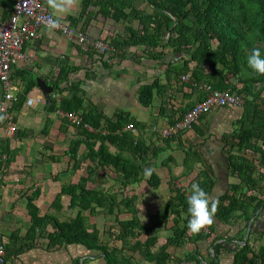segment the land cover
I'll list each match as a JSON object with an SVG mask.
<instances>
[{
  "label": "trees",
  "instance_id": "16d2710c",
  "mask_svg": "<svg viewBox=\"0 0 264 264\" xmlns=\"http://www.w3.org/2000/svg\"><path fill=\"white\" fill-rule=\"evenodd\" d=\"M134 1L97 2L104 16L112 10L114 19H138L141 25L139 31L126 27V38H114L110 42L111 47L117 50L120 45L143 46L151 50L150 56L156 60L164 56L163 48L187 56L182 66H172L166 74L170 79L171 73L182 76L190 72L187 84L202 91L194 105L205 99V86L243 98V116L237 132L222 137L227 147L229 176L235 177L238 182L228 184L226 192L210 200L214 186L209 174L210 167L203 162L198 152L192 148L185 149L183 174H189L196 162H199V172L187 187L175 185L178 176L171 175L168 200L157 210L156 219L149 225H142L134 206L135 196H118L120 190L122 192L127 186L141 183L145 174L149 176L146 182L151 188L156 190L160 185V178L153 171L151 163V158L157 152L146 146L140 137L125 129L132 124L135 130L141 132L147 124L136 121L123 111L105 117L102 112L84 103L81 82H70L67 88L75 90V95L72 98L62 97L58 101L51 98L47 111L61 110L66 114L61 119V132L76 130L63 155L68 157L66 171L82 170L83 173L77 181L61 184L50 204V212L43 217L38 216V208L33 204L40 193L38 188L35 189L27 199L29 230L34 233L37 226L43 229V226L50 224L53 230L46 235L49 249L71 243L81 244L88 250L102 254L107 264H138L127 252L137 253L145 264H183V261L189 264H221L223 252L231 254L229 264H264V228L252 226L259 222L258 217L253 223L254 214L264 210V0H146L152 9L150 12H139L131 6L129 12L125 13V5H132ZM13 2H6L8 6L3 10L4 20L8 18L7 10L12 8ZM89 3L83 1L81 13L86 12ZM70 24L74 26L75 22L71 21ZM155 48L161 51L155 52ZM84 53L91 57L93 48L87 47ZM191 62L194 67H191ZM205 68L210 69L207 75L204 73ZM76 70L73 67H61L55 80H49V83L54 90L62 91L64 88H61V82H68V74ZM33 86L34 81L27 82L16 95L12 107L22 105ZM161 88L157 78L149 84L141 85L138 89L140 103L149 106L153 91H160ZM171 112L165 113L164 108L159 112L169 118V125L185 113L176 119L174 111ZM70 116L76 117L77 121ZM52 123V119L47 116L43 134L48 133ZM172 137L163 138L164 147L170 144ZM259 141L262 142L260 147L257 146ZM108 145L114 146L116 152L111 153ZM248 149L259 152L261 160L255 163L244 157L242 153ZM4 153L12 157L14 151L0 147V157ZM49 159L58 162L61 157L50 155ZM105 169L115 173L118 191L112 192L111 185L106 189L98 186L88 188V183H94L97 173L105 172ZM52 170L51 177L56 181L60 172L54 165ZM256 172L259 176H256ZM63 196L68 197L67 209L74 211V216L60 221ZM123 212L130 213L131 217L121 220L118 214ZM84 213L89 216L115 214L114 223L107 227L106 233L109 240L120 243V247L101 243L99 230L88 222V216ZM201 222L206 224L205 228ZM217 223H243L244 227L236 236L226 240L218 233ZM159 226L171 234L166 238L159 237ZM247 227L249 232L245 237ZM214 234L206 251L197 249L198 244ZM140 235L146 237L144 241L139 239ZM2 242L6 252L5 263L9 245L4 235ZM189 246L195 248L189 252L184 251L186 254L183 261H175L173 251ZM208 256L210 260L206 261Z\"/></svg>",
  "mask_w": 264,
  "mask_h": 264
},
{
  "label": "crops",
  "instance_id": "0c3cea01",
  "mask_svg": "<svg viewBox=\"0 0 264 264\" xmlns=\"http://www.w3.org/2000/svg\"><path fill=\"white\" fill-rule=\"evenodd\" d=\"M41 1L55 17L69 21V23L74 21L75 24L72 26L82 31L87 38L89 37L92 41H104L108 46V51L103 54L93 48L92 56L88 57L84 53L87 46L81 47L59 32L42 27L36 30L34 37L28 36L24 40L22 48L24 58L12 67L11 78L18 88V93L29 81H34L35 86L28 91L22 105L19 107L11 105L7 113L3 114V122L0 125V147L2 149L7 147L14 151L12 157L7 153L0 157V229L9 245L7 249L9 254L4 264H107L102 254L88 250L81 244L71 243L49 249L46 235L53 230L50 224L43 226V229L37 226L34 233L29 230L30 214L27 199L31 197L35 189L38 188L40 193L33 200V204L38 208V216L43 217L50 212V204L59 192L61 184L77 181L83 173L82 170L66 171L68 157L63 153L68 147L70 137L76 134V130L70 129L67 133L60 131L61 119L66 114L61 110L47 111L51 98L57 101L62 97L72 98L75 90L67 87L70 82L80 81L84 103L93 106L105 117L109 118L123 111L136 121L147 124L141 132L135 128L129 131L140 137L151 150L157 152L151 158V163L153 171L160 178V185L156 190L151 188L146 182L149 176L145 174L141 183L127 186L125 192L119 193L118 196V198L135 196L134 206L144 226L156 219L157 210L168 200L170 195L168 182L171 175L178 176L175 185L187 187L199 172V162H196L189 174H183L185 171L184 148H192L198 152L203 162L209 165V174L214 181L210 200L226 192L228 184L238 182V179L229 176L227 147L222 142V137L232 135L233 131L237 132L243 116V104L238 107H219L212 110L194 123L191 129L174 135L170 144L164 147V137L160 130L167 127L170 122L167 116L159 114L161 108L165 109V113L174 111V118L177 119L194 105L202 93L197 88V90L194 89V86L187 84L190 72L182 76H175L171 73L170 79L167 77V69L172 66H182L188 57L173 53L168 48H163L164 56L160 60L153 59L150 56L151 50L143 46L120 45L115 50L110 46L114 38L125 39L126 27L139 31L141 25L138 19L131 21H124L119 17L114 19L111 15L112 12L114 13L112 10L104 16L97 4L102 0H87L90 3L84 13H81L84 0ZM6 2L9 0H0V24L4 21L3 10L8 6ZM131 6L139 12L152 10L146 0H135L132 5L127 3L123 11L128 13ZM154 51L158 52L161 49L155 48ZM61 67H73L77 70L68 74V82H61L60 86L64 88L62 91H56L51 86L53 90L47 102L37 87L36 80L41 79L51 85L49 80H55ZM191 67H194L192 62ZM209 70L205 68L204 73L207 75ZM156 78L162 88L160 91L156 89L153 91L149 106H143L138 99V89L141 85L149 84ZM28 98L32 99L30 105L26 102ZM2 99L3 87L0 84V101ZM47 116L52 119L53 123L48 133L43 134L42 129ZM104 121L103 119L102 123ZM10 124L16 127L12 133L8 132ZM261 145L262 142L259 141L257 146ZM108 148L111 153L116 152L114 146L108 145ZM80 151L82 152L83 148ZM50 155L60 156L61 159L58 162H51ZM242 155L255 163L261 160L260 153L254 150L243 151ZM167 162L168 166H166ZM52 165L60 172L56 181L51 177ZM256 176H259L258 172ZM116 178L113 171L107 169L105 172L99 171L94 183H88V188L96 187H90V183L105 189L109 187V184L115 188L114 185H118ZM113 188L112 192L116 191L117 188L115 190ZM62 204L60 221L74 216V211L67 209L68 197L63 196ZM99 215L103 214L97 216ZM118 215L121 220L131 217L128 212ZM107 216H112V223H114L115 214ZM258 217L259 222L254 223L255 218L258 219ZM252 221L254 228L263 229L264 210L255 213ZM90 223L94 224V219ZM222 225L228 224L217 223V231L222 228L219 227ZM243 227V223H236L231 236H236ZM248 228L245 237H247ZM157 229L158 236L161 238L163 236L166 238L171 234L162 226ZM227 232L222 233L225 235ZM145 238L144 236L141 241ZM113 243L109 244L115 246ZM133 254L129 255L133 256ZM136 262L145 264L144 260Z\"/></svg>",
  "mask_w": 264,
  "mask_h": 264
},
{
  "label": "built area",
  "instance_id": "2783aa9c",
  "mask_svg": "<svg viewBox=\"0 0 264 264\" xmlns=\"http://www.w3.org/2000/svg\"><path fill=\"white\" fill-rule=\"evenodd\" d=\"M8 13V18L0 24V84L3 87V99L0 101V125L3 122V114L7 113L18 94V88L11 78V69L13 65L24 58L22 48L25 38L34 37L37 29L41 27L52 29L79 45L94 48L98 53L104 54L108 51V46L105 43L98 40L88 42L84 33L75 29L69 21L55 17L41 0H14ZM205 91L207 95L203 101L192 106L172 125L160 130L164 138L191 129L202 115L216 108L238 107L243 104V98L237 94L217 91L210 86H205ZM26 102L30 105L32 99L28 98ZM70 117L77 121L76 117ZM125 129L134 130V127L129 124ZM15 130V125L10 124L8 132L12 133ZM201 224L203 228L206 227L205 223L201 222ZM2 236L3 233L0 229V264H4L5 256Z\"/></svg>",
  "mask_w": 264,
  "mask_h": 264
},
{
  "label": "rangeland",
  "instance_id": "374dc122",
  "mask_svg": "<svg viewBox=\"0 0 264 264\" xmlns=\"http://www.w3.org/2000/svg\"><path fill=\"white\" fill-rule=\"evenodd\" d=\"M90 41H92V39H90L89 37H88V42H90ZM184 149H186V148H184ZM63 177H66V176H63ZM104 178V177H103ZM99 180L100 181H102L101 180V177H99ZM89 186L90 187H94V186H98V185H96V184H94V185H92L91 183L89 184ZM108 186H110V184L108 185ZM112 186V185H111ZM114 187L115 188H117L116 189V191H118V185H114ZM112 188H113V186H112ZM115 188H113V190H115ZM123 192H125V189L124 190H122V192H121V190H120V193H123ZM70 213H68V215H69ZM84 215H86V216H88V222L90 223V221H92L93 219H94V225L98 228V230H99V240H100V242L101 243H111L112 241H110L109 240V237H108V235H107V233H106V229H107V227L109 226V225H111V224H113L112 223V221H113V217L112 216H107V215H99V216H97V215H95V217H93V216H89L87 213H84ZM122 219H123V217H122ZM234 223V222H233ZM91 224V223H90ZM235 226V224H228V225H222V226H219V227H222V228H220V229H218L219 231V233L220 234H222V236H224V238L226 239V240H229L230 238V236H231V232H232V230H234V227ZM224 231H228V235H223V233L222 232H224ZM162 234H164V232H162ZM213 237H215V234L214 235H212L211 237H209V238H207L206 239V241L205 242H202L201 244H198L197 245V249H199L201 252H204V251H206L207 249H208V247H209V244H210V242H211V240L213 239ZM144 238V236L143 235H140L139 236V239L140 240H142ZM163 238H164V236H163ZM116 247H120V243H118V242H114L113 243ZM111 245V244H110ZM195 248V246H189V247H187V248H183V249H180V250H175V251H173V254L174 255H176L175 256V261H183V258H184V256H185V254H186V252H184L185 250L186 251H191V250H193ZM170 251H172V250H169V252ZM129 254H132V253H128L127 252V255H129ZM133 257H135V260L136 261H143L142 260V258L139 256V255H137V253H134L133 254ZM210 260V258H209V256L206 258V261H209ZM230 260H231V254L230 253H227V252H223V255L220 257V262H221V264H229L230 263ZM139 263V262H138ZM183 264H189V263H186L185 261H183L182 262ZM203 264V263H202Z\"/></svg>",
  "mask_w": 264,
  "mask_h": 264
},
{
  "label": "water",
  "instance_id": "95a60500",
  "mask_svg": "<svg viewBox=\"0 0 264 264\" xmlns=\"http://www.w3.org/2000/svg\"><path fill=\"white\" fill-rule=\"evenodd\" d=\"M37 87L40 89V91L42 92L44 98L46 99V101H49V95L51 94L53 88L51 87V85L46 84L44 81H42L41 79H37ZM249 232V228L247 230V234ZM216 263H218V260H216Z\"/></svg>",
  "mask_w": 264,
  "mask_h": 264
}]
</instances>
